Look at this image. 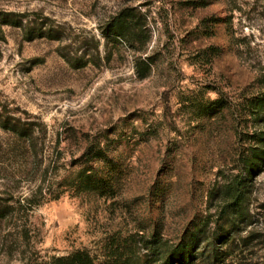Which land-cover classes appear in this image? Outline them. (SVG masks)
Returning a JSON list of instances; mask_svg holds the SVG:
<instances>
[{
    "label": "rangeland",
    "instance_id": "rangeland-1",
    "mask_svg": "<svg viewBox=\"0 0 264 264\" xmlns=\"http://www.w3.org/2000/svg\"><path fill=\"white\" fill-rule=\"evenodd\" d=\"M262 99L264 0H0V264H264ZM85 166L113 189L68 191Z\"/></svg>",
    "mask_w": 264,
    "mask_h": 264
},
{
    "label": "trees",
    "instance_id": "trees-1",
    "mask_svg": "<svg viewBox=\"0 0 264 264\" xmlns=\"http://www.w3.org/2000/svg\"><path fill=\"white\" fill-rule=\"evenodd\" d=\"M126 17V18H125ZM125 19V20H124ZM128 19L129 16L122 15L115 24H112L111 32H115L118 37L125 38L129 42L127 35L128 28ZM38 37H50L53 38L51 33L38 32ZM264 100L253 101L251 106V112L254 115H258L263 107ZM219 100L211 103V109L220 107ZM17 132L21 130L17 129ZM82 159L85 160V164L89 165L90 163H95L98 161L107 160L108 154L106 150L102 147L101 143H89L86 147L84 153L82 154ZM114 176L112 173L108 175H98V172L94 167H83L75 177L67 179L65 186L67 190L77 193H88V192H106L108 188L111 190L114 187ZM248 191V186L244 181H238L236 184L235 192L231 195L233 203H231V208L237 213L236 218H246L248 215V209L245 206L246 204V193ZM27 204L32 203L31 199H27ZM0 207V221L5 220L10 215L13 216L16 213L13 212V208L10 209ZM24 237L28 240L30 235L28 231L23 234ZM166 254L161 260L162 264H191L193 261V247L191 242H181L175 247L165 249ZM55 264H96L95 260L87 252L78 251L71 254L68 257L57 258Z\"/></svg>",
    "mask_w": 264,
    "mask_h": 264
}]
</instances>
